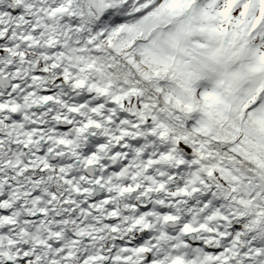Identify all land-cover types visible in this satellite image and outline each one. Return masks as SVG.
I'll use <instances>...</instances> for the list:
<instances>
[{
    "label": "snow or ice",
    "instance_id": "obj_1",
    "mask_svg": "<svg viewBox=\"0 0 264 264\" xmlns=\"http://www.w3.org/2000/svg\"><path fill=\"white\" fill-rule=\"evenodd\" d=\"M0 264H264V0H0Z\"/></svg>",
    "mask_w": 264,
    "mask_h": 264
}]
</instances>
